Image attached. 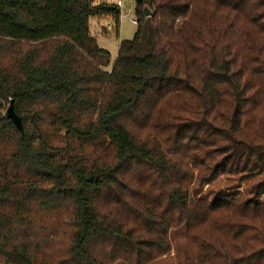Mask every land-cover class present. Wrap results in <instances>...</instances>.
<instances>
[{"label":"trees","instance_id":"obj_1","mask_svg":"<svg viewBox=\"0 0 264 264\" xmlns=\"http://www.w3.org/2000/svg\"><path fill=\"white\" fill-rule=\"evenodd\" d=\"M135 13L0 0V264H264V0Z\"/></svg>","mask_w":264,"mask_h":264},{"label":"rangeland","instance_id":"obj_2","mask_svg":"<svg viewBox=\"0 0 264 264\" xmlns=\"http://www.w3.org/2000/svg\"><path fill=\"white\" fill-rule=\"evenodd\" d=\"M111 2L119 3L121 8L119 28L117 35L115 34L114 29L109 32H102L101 26H105L110 22L109 17H92L90 19V28L91 31L95 34L97 43L100 47L108 50L111 55V61L115 58L117 54V48L119 41L131 39L136 31L137 25L132 23L133 19H136L135 5L136 0H107ZM8 107V106H7ZM6 107V109H7ZM152 264H181L179 258L175 255V251H172L161 257L160 260Z\"/></svg>","mask_w":264,"mask_h":264},{"label":"water","instance_id":"obj_3","mask_svg":"<svg viewBox=\"0 0 264 264\" xmlns=\"http://www.w3.org/2000/svg\"><path fill=\"white\" fill-rule=\"evenodd\" d=\"M144 14L145 15H149L150 14V10H148L147 8L144 10ZM5 116L7 118H9L15 125L16 127L21 130L22 126H21V121L20 118L18 117V115L15 113L14 111V107H13V103L10 102L9 106L7 107L6 111H5Z\"/></svg>","mask_w":264,"mask_h":264},{"label":"built area","instance_id":"obj_4","mask_svg":"<svg viewBox=\"0 0 264 264\" xmlns=\"http://www.w3.org/2000/svg\"><path fill=\"white\" fill-rule=\"evenodd\" d=\"M118 4H119V3H118ZM132 23H133V24H137L136 19H133V20H132ZM103 29H104L106 32L112 31V30L114 29V23H112V22H108L105 26H103Z\"/></svg>","mask_w":264,"mask_h":264},{"label":"crops","instance_id":"obj_5","mask_svg":"<svg viewBox=\"0 0 264 264\" xmlns=\"http://www.w3.org/2000/svg\"><path fill=\"white\" fill-rule=\"evenodd\" d=\"M108 17V16H107ZM103 18H104V16H103ZM110 18V17H109ZM110 20H111V18H110ZM111 22V21H110ZM104 26V25H103ZM103 26H101V29L103 28ZM118 28H119V26H118ZM90 31H91V28H90ZM102 31V30H101ZM102 32H105V31H102ZM91 33L95 36V34L91 31ZM96 37V36H95Z\"/></svg>","mask_w":264,"mask_h":264}]
</instances>
